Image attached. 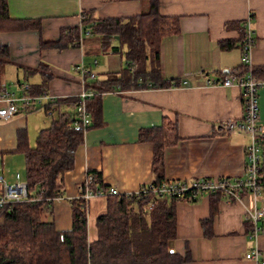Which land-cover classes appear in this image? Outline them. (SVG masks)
Instances as JSON below:
<instances>
[{"label": "crops", "instance_id": "obj_1", "mask_svg": "<svg viewBox=\"0 0 264 264\" xmlns=\"http://www.w3.org/2000/svg\"><path fill=\"white\" fill-rule=\"evenodd\" d=\"M11 18L40 20V31L0 32V47L9 57L0 62V107L4 92L24 94V85L40 84V73H27L44 62L54 78L49 83L52 98L77 97L85 90L80 67H89L95 79L122 71L124 59L103 52L97 37L81 36L80 45L66 50L41 49L40 42L56 41L65 28L81 25L82 15L96 19L131 18L149 11L146 0H8ZM254 14L253 66L264 65V0H160V13L179 21L177 35L161 44V78L174 80L171 88L116 89L100 101V124L85 132L75 167L62 179L63 197L53 203L51 216L58 231L72 227L70 200L80 196V186L89 171L101 174L103 185L121 194H132L156 179L151 143L140 141L142 130L161 127L165 118L178 126L181 140L164 155V178L193 182L223 177H245L248 133L220 130L227 119H242L243 90L239 85H208L212 78L247 68L242 63V25ZM226 44L231 47L225 48ZM118 46L117 41L113 44ZM94 80V79H93ZM187 82V84H184ZM259 116L264 128V87L259 90ZM42 110V109H40ZM36 110H18L13 119L0 125V174L14 181L15 166L21 165L19 142L36 145L39 132L52 125ZM51 122V123H50ZM264 153V150H263ZM24 158V156H23ZM246 192L241 200L221 199L213 220V235H205L203 222L211 216V198L177 204V239L173 249L184 264H252L246 259L258 248L264 257V233L251 238L247 212L255 203ZM264 199V188L259 199ZM107 212V196L89 201L88 239H97V220Z\"/></svg>", "mask_w": 264, "mask_h": 264}, {"label": "trees", "instance_id": "obj_2", "mask_svg": "<svg viewBox=\"0 0 264 264\" xmlns=\"http://www.w3.org/2000/svg\"><path fill=\"white\" fill-rule=\"evenodd\" d=\"M146 1L149 11L141 15L96 19L93 12L84 13L79 27L63 29L56 41L41 40V49L66 50L78 47L81 36L90 32V37L99 39L103 52L121 55L124 65L120 73L109 74L104 79L86 78L85 91L93 93L87 100L90 125L86 129L73 126L76 108L81 104L79 96L55 98L41 106L33 102L26 110L42 109L47 116L53 117L52 125L39 132L34 147L29 142H19L16 152L24 156L23 178L28 185V201L11 211H0V264H184L188 260L173 249L177 239L176 208L180 202H196L203 194L195 198L190 193L182 197L107 196V212L97 220L98 236L93 242L88 239L89 201L83 197L85 187L78 198L70 200V230L58 231L51 216L54 201L63 197L62 179L75 167L85 132L100 124L101 96L118 87L126 90L178 85L174 80L161 78L160 53L162 41L179 33V21L160 13V0ZM41 28L40 20L11 18L8 0H0V32L40 31ZM243 30L242 27V42ZM116 41L118 46L114 47ZM229 47L231 44L225 45ZM1 57H9L8 47H0V62L4 61ZM26 71L42 76L40 84L29 85L27 94L49 96V83L55 77L49 66L42 62L38 68ZM251 73L264 80V65L254 66ZM180 140L178 126L167 118L161 127L140 132V141L151 143L154 148L152 168L156 179L153 185L157 188L171 184L164 178V155L167 148ZM262 156L257 179L261 189L264 188V153ZM88 175L93 177L91 188L94 192L107 190L100 173L89 171ZM246 192L244 189L243 194ZM210 198L211 216L202 224L208 237L213 235V220L222 194L217 191ZM149 204L151 208L147 210ZM246 223L251 231L250 221Z\"/></svg>", "mask_w": 264, "mask_h": 264}, {"label": "built area", "instance_id": "obj_3", "mask_svg": "<svg viewBox=\"0 0 264 264\" xmlns=\"http://www.w3.org/2000/svg\"><path fill=\"white\" fill-rule=\"evenodd\" d=\"M254 14L250 12L243 22L245 31L244 40L242 42V63L247 68L244 72L242 68L231 69L225 73L223 78H212L207 81L208 85L218 84L225 87L239 85L243 90L245 114L242 119H227L222 123L220 130L222 131H237L248 133L251 137L250 144L247 146V173L245 177H223L216 180L199 179L193 182L171 181L170 185L156 187L150 185L142 187L139 191L132 194H121L116 188H109L105 191L94 192L91 188L93 177L87 175L85 182L80 186V190L85 187L84 199L87 201L96 197L105 196H137L146 197L149 194H160L167 196L182 197L190 193L192 197H197L200 194L211 195L220 191L223 200L229 203L238 202L243 197L244 189L254 195L255 203L247 212V220L251 223L250 236L258 237L264 233V199L260 198L261 188L257 184L258 173L263 160V141L264 128L259 116V90L264 87V80L258 79L251 73L253 65L250 57L255 44L254 31ZM86 37L92 36L90 32L85 34ZM83 76L84 84L86 78L95 79V74L86 69L84 66L79 68ZM184 84H187L185 82ZM141 81L139 82V86ZM24 94L17 96L13 92H4L2 100L4 105L0 107V125L10 122L18 110L26 111L33 102L39 106L45 102H53L55 98L50 96L31 97L27 94L30 89L28 84L24 85ZM117 89H120L119 87ZM93 96L92 92L85 90L80 94L81 104L76 108L77 117L73 123L74 127L86 129L90 125V114L87 109V100ZM51 112H49V115ZM28 201V185L22 179L20 173L15 174L14 181H8L0 174V211H11L17 205ZM151 204L146 209L149 210ZM259 249H251L246 254V259L252 261V264H264V257L259 253Z\"/></svg>", "mask_w": 264, "mask_h": 264}, {"label": "rangeland", "instance_id": "obj_4", "mask_svg": "<svg viewBox=\"0 0 264 264\" xmlns=\"http://www.w3.org/2000/svg\"><path fill=\"white\" fill-rule=\"evenodd\" d=\"M38 113L41 114V116H43L44 118H47V116L44 114L43 110H40ZM52 119H53V117H50V116L48 117V120L52 121ZM33 145L35 146V144H33ZM20 158H21V160H23L24 159L23 155H20ZM14 171H18L21 174L22 179L24 180V178H23V175L25 174V164H24V162H22L21 165H19V166H15L14 167Z\"/></svg>", "mask_w": 264, "mask_h": 264}]
</instances>
